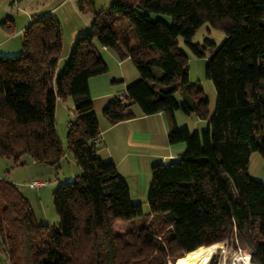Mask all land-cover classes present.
I'll return each instance as SVG.
<instances>
[{
	"label": "trees",
	"instance_id": "obj_1",
	"mask_svg": "<svg viewBox=\"0 0 264 264\" xmlns=\"http://www.w3.org/2000/svg\"><path fill=\"white\" fill-rule=\"evenodd\" d=\"M77 1L80 9L93 4ZM119 16L128 20L122 28ZM204 21L225 33L204 67L215 90L209 118L208 100L189 83L187 57L176 44L181 37L202 56L191 39ZM61 44L59 21L34 15L22 30L20 51L0 54V156L28 154L57 164L64 150L54 109L70 96L67 148L80 168L52 192L57 229L37 222L15 184L0 178V250L12 264H167L170 258L174 264L198 246L224 239L250 249L253 264H264V181L248 172L251 152L264 158V0H111L93 12L55 74ZM98 45L115 48L138 70L123 99L118 93L103 106L108 122L133 117L131 104L143 114L163 110L168 141L185 144L176 158L150 166L151 218L125 232H115L114 222L144 212L114 162L95 153L100 131L88 80L107 71ZM176 109L208 122L190 131L176 124Z\"/></svg>",
	"mask_w": 264,
	"mask_h": 264
},
{
	"label": "rangeland",
	"instance_id": "obj_2",
	"mask_svg": "<svg viewBox=\"0 0 264 264\" xmlns=\"http://www.w3.org/2000/svg\"><path fill=\"white\" fill-rule=\"evenodd\" d=\"M110 3L111 0H93L90 8L84 7V9H80L77 0H0V54L14 55L18 53L22 46V28L26 25L25 23L29 21L31 15L46 11L43 14H50L55 17L61 27L62 44L55 67V74H57L66 62L75 39L74 34L85 30V27L91 22L93 12L106 9ZM149 13L152 17L162 18L168 23L171 21V17L167 14ZM127 23V18L123 16H119L116 20L117 28H122ZM82 26L83 28H78ZM78 29L84 30L80 31ZM224 38L225 33L222 29L211 25L209 21H204L191 39L193 43L200 46L203 52L202 56L196 55L181 37L176 38L177 46L187 57L189 83L193 88L195 85H199L203 95L208 100V118L215 109V90L211 80L205 76L204 67L210 53L223 42ZM207 41H212L214 45ZM98 51L101 52L102 59L107 64L108 69L104 73L91 76L88 84L93 104L97 109H100L107 100L101 94L108 89L123 90L125 85L138 77V70L128 57L121 60L115 48H105L98 45ZM153 68L161 73L157 67ZM179 97L180 93L176 92L175 98L178 99ZM191 97H196L194 89L191 90ZM72 111L73 101L70 96L60 99L55 104V127L64 150V155L57 164L34 161L28 154H23L17 158L0 156V178L15 184L20 193L27 199L37 222L46 223L49 227L55 229L58 228V216L52 203V192L59 185L80 173L79 166L67 148V125L69 121L74 119ZM177 113L179 116L178 123L187 125L190 131L202 129L201 127L194 128L192 126L193 119H190L191 117L187 114L180 110H177ZM201 120L204 128L207 118H202ZM248 172L253 177L257 176L264 179V158L258 151L250 153ZM33 181H42L43 183L34 185L32 184ZM146 198V195H144L139 200L144 216L135 217L131 220H116L114 222L115 232H125L129 228H136L141 223L148 222L151 215L146 214L148 212ZM220 242L224 250L222 252L224 259L221 264H231L233 256L237 253L238 246L231 239H224ZM173 261L174 259H167V264H173ZM215 261L216 264L220 262L218 258L213 256L209 264H213ZM0 264H12L8 254L4 253L2 249L0 250Z\"/></svg>",
	"mask_w": 264,
	"mask_h": 264
},
{
	"label": "crops",
	"instance_id": "obj_3",
	"mask_svg": "<svg viewBox=\"0 0 264 264\" xmlns=\"http://www.w3.org/2000/svg\"><path fill=\"white\" fill-rule=\"evenodd\" d=\"M43 13L34 15H41ZM34 15H31L29 21L25 23L26 25ZM83 26L78 28H83ZM78 30L81 31L84 29ZM77 34L75 33L74 36L76 37ZM99 54L102 57L101 52ZM113 80L115 81V79ZM124 89L121 91L114 89L104 91L101 95L105 96L107 100L105 99L106 101L105 103L103 102V106L116 94L124 91ZM178 99H181V95ZM103 106L97 109L93 104L100 131L95 153L102 159H111L114 162L118 173L128 185L131 199L135 202H140L139 200L144 195L147 197L150 183V166L156 162L167 163L171 159L176 158L184 151L185 144L184 142L170 143L168 141V113L163 110L152 114H143L136 104H131L129 107L135 114L133 117L115 123H109L102 113ZM177 110L173 112L175 122L178 126H183V124L178 123L179 116ZM188 116L191 117L190 119H193L192 126L194 128H203L202 126L204 125L201 118L197 117L194 113ZM255 178L264 181L260 177L255 176Z\"/></svg>",
	"mask_w": 264,
	"mask_h": 264
},
{
	"label": "bare ground",
	"instance_id": "obj_4",
	"mask_svg": "<svg viewBox=\"0 0 264 264\" xmlns=\"http://www.w3.org/2000/svg\"><path fill=\"white\" fill-rule=\"evenodd\" d=\"M222 252H224V250L221 247V242L201 245L176 258L174 264H209L213 256L218 258V261H220L219 264H221L224 259ZM249 256L248 249H246L236 255L233 264H251ZM213 264H216V261Z\"/></svg>",
	"mask_w": 264,
	"mask_h": 264
},
{
	"label": "built area",
	"instance_id": "obj_5",
	"mask_svg": "<svg viewBox=\"0 0 264 264\" xmlns=\"http://www.w3.org/2000/svg\"><path fill=\"white\" fill-rule=\"evenodd\" d=\"M118 97L122 100L123 97H124L123 93L120 92V93L118 94ZM98 141H99V136L95 139V142H98ZM42 183H43L42 181H33V182H32V184H34V185H41ZM247 249H248V248H247ZM244 250H246V249H244V248H240V247L238 246L237 253L233 256L232 261H231V264H233V261H234L236 255H237L238 253L240 254V253L243 252ZM248 252H249V254H250V256H251V251H250V249H248ZM250 256H249V260L251 261ZM251 264H253V263L251 262Z\"/></svg>",
	"mask_w": 264,
	"mask_h": 264
}]
</instances>
